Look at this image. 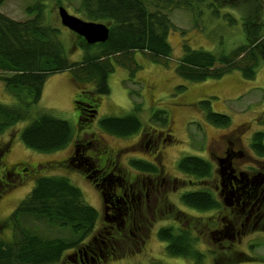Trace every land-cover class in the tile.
I'll list each match as a JSON object with an SVG mask.
<instances>
[{"label":"trees","instance_id":"16d2710c","mask_svg":"<svg viewBox=\"0 0 264 264\" xmlns=\"http://www.w3.org/2000/svg\"><path fill=\"white\" fill-rule=\"evenodd\" d=\"M11 1L0 0V83L13 100L11 104L0 103V135L21 124L17 131L20 142L26 149L37 153L63 151L75 141V127L54 117L51 110L40 105L50 75L67 73L75 83L78 89L75 103L79 110L77 130L82 131L89 127L84 113L96 111L99 99L110 92L108 79L116 68L124 70L127 81L134 85L137 84L134 80L140 67L137 53L150 63L168 66L172 57L168 36L176 31L185 35L172 20V14L175 17L179 11L187 14L192 27L203 32L215 45L211 50L193 48L183 39L174 67L177 78L198 83L218 80L237 72L252 81L258 69H264V57L260 53V44L264 42V9L248 11L249 14H258L261 21L256 23L255 16L241 18L236 5L232 8L233 3L229 4L228 0H21L26 19L20 21L3 13V7ZM239 1L244 7V2L255 6L259 3L258 0ZM261 4L264 6V2ZM62 5L75 9L76 18L82 21L105 25L108 39L104 43L90 45L78 37V49L68 54L64 40L59 38L60 26H54L48 20L50 9L53 6L62 8ZM204 17L207 19H202ZM206 21L211 22V28ZM213 35H216V40ZM77 50L79 59L70 61L68 55L77 54ZM130 92L139 99L138 91L131 89ZM136 99L133 100L132 112L124 117L101 118L99 130L117 138L139 133L143 129L140 120L143 106ZM199 103L207 124L222 129L231 125L228 115L210 109L209 100ZM260 117L264 126V115ZM168 121L163 110H157L148 117L150 125L164 127L169 125ZM250 148L257 157L264 159L262 131L252 132ZM152 163L132 159L129 166L137 174L162 173L161 167ZM177 170L185 176L184 182L188 185L182 187L177 204L172 206L175 213L168 214L170 205H164L165 199L161 194L157 196L156 211L151 216L155 219L157 215V221L165 222L159 226L156 236L164 243L167 256L192 264H203L206 255L211 257V264L255 262L254 255L240 248L234 251L233 245L220 248L219 255L206 248L209 231V236L221 234L222 239H218V235L214 241L224 240L227 239L223 237L227 229L239 226L236 228L239 231L246 219L239 211L232 214L231 209L223 204L225 199L221 201L216 196L217 185L213 186L212 181L216 177L213 164L206 158L186 155L178 160ZM180 206L185 210H180ZM258 207L262 213L263 198L252 203L248 210ZM226 210L232 218L229 224L221 215ZM255 215L259 216L258 212ZM184 217L187 221L183 220ZM143 218L129 217L127 228L131 231L134 224ZM7 219L11 241L0 239V264H80L74 261L77 254L72 258L68 253L76 252L88 242L99 213L86 202L82 191L68 176L49 175L35 180L33 188ZM146 220L147 217L140 222L142 229ZM127 233L121 234L118 250L124 248L122 242L125 244ZM205 234L206 242L203 240ZM252 244L248 245L250 251L258 246L257 243ZM228 252L231 255H226ZM246 257L249 261H244ZM261 260L264 263V258Z\"/></svg>","mask_w":264,"mask_h":264},{"label":"rangeland","instance_id":"374dc122","mask_svg":"<svg viewBox=\"0 0 264 264\" xmlns=\"http://www.w3.org/2000/svg\"><path fill=\"white\" fill-rule=\"evenodd\" d=\"M20 1H11L3 7V13L16 20H25L24 6H21ZM228 2L229 4L233 3L232 8L236 5V11L241 15V18L245 15L247 17L252 15L255 16L256 23L261 21L258 14H249L248 11L263 10L264 6L261 2H264V0H258L259 3L256 6L244 2L245 7L242 6V1L228 0ZM59 7L53 6L50 9L48 20L54 26H60L59 38L64 40L69 54L78 49V36L61 26ZM62 8H65L64 10L70 16L78 17L75 14V9L72 10L71 7L67 8L63 5ZM243 8L245 9L243 10ZM228 10L233 12L229 8ZM173 16L174 14H172L174 25L179 30L184 31L185 35L182 36L179 31H176L168 36V42L172 48V57L168 66L162 67L150 63L142 54L137 53L136 57L140 67L134 80L137 84L134 85L127 81V73L124 70L116 68L108 79L110 92L99 99L95 115L91 111L89 112L92 121L86 120L88 128L82 131L77 130L79 110L75 102L78 89L67 73L50 75L40 102L42 107L52 111L54 117L66 120L75 127L76 142L81 143L84 135L87 136L86 141L95 140L97 144L96 152L92 151L91 156L94 153L103 156L104 161H106V176L111 171L116 176L122 175V177L131 174L136 175L137 173L129 166L132 159L153 161L157 167H161L162 173L166 176L170 185L167 187L164 185L163 187L166 188L163 195L164 205H170V211L167 209L168 214L175 213L172 206L177 204L182 187L188 185L187 182H184L186 180L185 176L177 170V162L181 157L197 155L206 158L213 164L216 173V177L212 180L214 181L213 186L217 185L216 196L221 198V201L226 198V195L220 193L219 184L221 179L217 159L224 157V152L227 149L232 147L234 151L242 152L245 155L244 163L238 161L241 159L240 156L236 157V167L240 171L255 174L259 172L260 163L264 162V159L257 157L250 148L252 132L262 131L264 133V126L260 117L264 115V69L260 67L255 79L252 81L246 80L237 72L225 75L218 80H206L198 83L180 80L174 73V67L181 52L180 44L182 40H187L193 48L201 47L205 50H211V47L215 44L210 38L205 37L203 32L192 27L187 14L179 11L175 14V17ZM210 23L206 21L208 28L212 27ZM213 36L216 40V35ZM260 48L262 51L260 53L264 57V42L260 44ZM77 52V54L68 55V59L70 61L78 60L80 53L78 50ZM131 89L135 92L138 91L139 99L131 95ZM134 99L137 102H142L143 106V111L140 114L143 129L139 133L127 138H117L106 135L99 130L98 122L101 118L124 117L123 115L131 113ZM206 99L210 101V109L213 112L229 116L231 125L228 128H215L205 122L204 113L200 108L202 106L199 102ZM12 102V98L4 91L0 83V103L11 104ZM157 110H163L166 113L169 118L168 126L162 127L158 124H149V115L151 116ZM88 117L85 116L86 119ZM21 126L20 124L15 128L8 129L0 135V175L3 176V180L7 184L3 189H0V239L5 242L10 240V226L9 223L7 226V217L9 218L19 201L30 192L35 180L40 176L49 175L68 176L70 181L82 191L86 202L98 210L99 219L95 226L96 230L101 222L102 201L93 184L86 179V175L84 173L78 175L73 165L69 163L74 142L63 151L50 154L37 153L26 149L20 142L17 131L20 130ZM63 161H65L64 164ZM14 165H18L19 169L27 167L28 171L26 175H20L21 177L17 180L15 178L7 179V171ZM173 180L175 181L174 187H172ZM172 188H174V191ZM227 198V201L232 205L235 204L233 198ZM180 210H185V208L180 206ZM221 215L226 218V224H229L228 222L232 219L229 217V211H223ZM183 220L187 221V218L184 217ZM164 223L157 221V215L155 219L147 217L144 223L146 230L144 231L143 244L128 234V238H125V244L122 242L124 248L118 251L116 257L95 264L151 262L192 264L190 261L181 258L167 256L164 243L160 242L156 236L159 226ZM232 228L233 231H236L239 226ZM131 232L135 233L134 229ZM263 232L264 230L253 227V224L250 223L234 239L213 241L218 238V235H215L213 239L211 235L209 236V231L207 233L208 245L206 248L219 255L220 248L233 245L235 246L234 251H238L237 248H240L244 252L255 256V262L248 264H264L261 260V258H264ZM207 234L203 236L204 242H206L205 237ZM252 243H257L258 246L250 251L248 245H253ZM74 254H76L75 251L69 252L68 256L73 258ZM229 254L230 252L226 255ZM244 261H249V257H246ZM203 264H211L209 255H206Z\"/></svg>","mask_w":264,"mask_h":264},{"label":"flooded vegetation","instance_id":"af4514ba","mask_svg":"<svg viewBox=\"0 0 264 264\" xmlns=\"http://www.w3.org/2000/svg\"><path fill=\"white\" fill-rule=\"evenodd\" d=\"M87 110V109H84ZM93 114V113H92ZM89 112L84 113L88 117ZM93 117V116H92ZM85 120L92 121L91 116ZM87 124V121H86ZM87 136L84 135L80 142L74 141L72 155L69 157V163L73 165L78 175L85 174L86 179L97 190V194L101 197L103 212L101 222L96 228L94 234L88 242L77 249L74 255V261L80 264H95L108 258L116 257L118 253V243L121 234L128 231L130 235L141 244L144 243V231L140 225L145 217H151L156 211L157 196L164 195L165 187L170 186L167 178L163 173L160 174H136L125 175L124 177L116 176L113 171L109 175H105V163L101 154L96 152L97 144L94 139L86 141ZM76 142V143H75ZM242 163L245 155L242 152H236L231 147L224 152V157L218 158L217 163L220 165V187L221 194L232 192L236 199L235 205H231V213L238 211L245 217L244 224L239 231L226 230L223 234L224 238L229 240L238 237L243 230L250 224L253 227H258L264 230V211L261 213L259 207L256 210H248L252 203H256L260 198L264 201V162L259 165V172L249 174L238 170L236 167V157ZM152 163L153 161H147ZM65 161H63V164ZM153 164V163H152ZM27 167L19 169L18 165H14L7 171V179L15 178L17 180L20 175H26ZM0 175V189H3L7 184ZM174 187L175 181H172ZM174 191V188H172ZM226 199V198H225ZM236 210V211H235ZM258 212V215H255ZM144 216L142 220H138L134 224L133 234L127 228L129 217ZM127 233V234H128ZM229 233L230 236H229ZM214 235V234H211ZM220 235L221 234H215ZM128 236H125L127 238ZM124 238V239H125ZM73 261V260H72ZM73 261V262H74Z\"/></svg>","mask_w":264,"mask_h":264},{"label":"water","instance_id":"95a60500","mask_svg":"<svg viewBox=\"0 0 264 264\" xmlns=\"http://www.w3.org/2000/svg\"><path fill=\"white\" fill-rule=\"evenodd\" d=\"M59 18L61 26L67 28L72 33L82 38L87 44L104 43L108 39V29L105 25L99 23L85 22L74 16H70L64 9L59 8ZM93 115L96 111L92 112ZM219 171H221L220 165ZM219 175L220 172H219ZM233 198L234 202L236 199L232 192L226 193V199L224 200L225 205H232L228 198Z\"/></svg>","mask_w":264,"mask_h":264},{"label":"bare ground","instance_id":"6f19581e","mask_svg":"<svg viewBox=\"0 0 264 264\" xmlns=\"http://www.w3.org/2000/svg\"><path fill=\"white\" fill-rule=\"evenodd\" d=\"M76 137V136H75ZM76 139V138H75Z\"/></svg>","mask_w":264,"mask_h":264}]
</instances>
